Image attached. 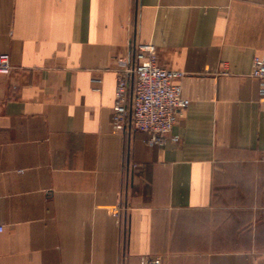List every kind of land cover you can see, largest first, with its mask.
I'll return each instance as SVG.
<instances>
[{"label":"crops","instance_id":"1","mask_svg":"<svg viewBox=\"0 0 264 264\" xmlns=\"http://www.w3.org/2000/svg\"><path fill=\"white\" fill-rule=\"evenodd\" d=\"M144 42L191 100L164 145L113 127ZM1 53L0 264H264V0H0Z\"/></svg>","mask_w":264,"mask_h":264},{"label":"built area","instance_id":"2","mask_svg":"<svg viewBox=\"0 0 264 264\" xmlns=\"http://www.w3.org/2000/svg\"><path fill=\"white\" fill-rule=\"evenodd\" d=\"M15 68L9 53L0 54V73L10 74ZM184 73L157 62L156 47L138 43L131 57L120 59L118 84L113 106V127L116 131H143L151 144L164 145L168 135L191 104L182 96L179 80ZM260 85L264 101V55L254 58L252 72ZM177 140V137H172ZM4 225L0 222V233Z\"/></svg>","mask_w":264,"mask_h":264}]
</instances>
